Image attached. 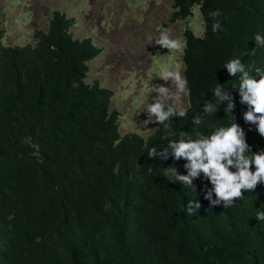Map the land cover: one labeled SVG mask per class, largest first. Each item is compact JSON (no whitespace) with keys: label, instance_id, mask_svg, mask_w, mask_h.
<instances>
[{"label":"trees","instance_id":"16d2710c","mask_svg":"<svg viewBox=\"0 0 264 264\" xmlns=\"http://www.w3.org/2000/svg\"><path fill=\"white\" fill-rule=\"evenodd\" d=\"M195 4L204 32H182L188 116L173 118L170 139L209 134L236 117L252 151L264 150V137L243 120L239 79L224 68L236 57L264 68V49L245 55L264 35V0H172L168 22L188 18ZM73 23L54 9L33 45H4L0 26V264H264V222L255 219L264 184L224 208L204 199L211 185L203 176L193 186L164 176L169 166L186 175L185 161L149 158L152 147H167L162 125L147 137L120 135L111 91L85 81L101 48L73 37ZM219 83L236 108L205 114ZM189 201L201 207L189 214Z\"/></svg>","mask_w":264,"mask_h":264},{"label":"rangeland","instance_id":"374dc122","mask_svg":"<svg viewBox=\"0 0 264 264\" xmlns=\"http://www.w3.org/2000/svg\"><path fill=\"white\" fill-rule=\"evenodd\" d=\"M54 9L74 19L73 37H89L101 48L87 61L85 81L111 91L109 108L118 112L120 135L135 132L147 137L154 132V124L145 122L146 107L160 91L158 85L172 87L170 79L165 82L159 75L169 69L183 75L184 69L182 47L169 52L154 41L161 33H170L183 46L185 28L201 36L204 27L198 5L192 7V16L169 23L172 0H0L2 43L33 45L34 31L47 29ZM172 106L186 108L188 96Z\"/></svg>","mask_w":264,"mask_h":264},{"label":"clouds","instance_id":"9594fccd","mask_svg":"<svg viewBox=\"0 0 264 264\" xmlns=\"http://www.w3.org/2000/svg\"><path fill=\"white\" fill-rule=\"evenodd\" d=\"M209 15L214 20L212 31H219L221 23L216 18L221 15L220 11H212ZM154 42L169 52L182 47L183 53L181 42L172 39L170 33H161ZM254 43L256 47L246 52V56L255 57L257 49H264V35L256 33ZM224 68L229 76L239 79V87L235 91L239 94V103L246 106L242 113L244 122L255 125L256 131L264 137V68L256 66L255 62L246 65L240 57L228 60ZM159 77L165 82L170 79L172 87L158 85L160 91L146 107L145 122L162 125L166 132L162 139L168 143L167 147L160 151L152 147L148 151V156L159 160H167L170 156L175 161L184 160L183 167L187 172L186 175L180 174L175 166H169L164 168V176L173 178L174 183L179 182L186 186H193V180L203 176L211 185L207 188L204 199L209 201L210 206L222 204L224 208L233 207L235 201L244 199V191L254 192L258 184H264V150L252 151V146L246 142L245 129L236 122L235 116L234 121H230L228 126H221L209 134L199 130L195 131V135L180 131L178 139H170L177 135L171 127L173 118L188 116L187 108L172 106L173 103L180 105L183 97L188 96V81L180 71L171 69L163 71ZM232 87L235 88V85ZM212 95L215 100L206 101L203 105L205 114H216L221 105L224 106L225 114L233 113L236 98L231 91L219 83L212 90ZM202 123L199 115L192 118V124L197 129ZM187 207L189 214H192L201 207V204L198 201H189ZM255 219L264 222V211H257Z\"/></svg>","mask_w":264,"mask_h":264}]
</instances>
